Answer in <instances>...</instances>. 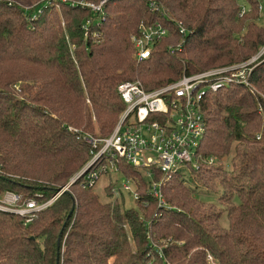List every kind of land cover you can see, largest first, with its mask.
Listing matches in <instances>:
<instances>
[{"label": "trees", "instance_id": "1", "mask_svg": "<svg viewBox=\"0 0 264 264\" xmlns=\"http://www.w3.org/2000/svg\"><path fill=\"white\" fill-rule=\"evenodd\" d=\"M42 1L0 0V196L13 191L21 201L49 199L87 161L83 135L112 131L125 106L121 81L150 90L264 46V0H152L158 10L149 0H107L102 14ZM140 23L168 34L138 61L131 35ZM250 80L264 91V55ZM202 115L197 152L214 161L188 173L153 169L166 205L150 191L146 168L119 157L135 207L111 181L108 201L76 181L29 221L0 208V264H212L208 255L264 264V99L232 83L205 94Z\"/></svg>", "mask_w": 264, "mask_h": 264}, {"label": "built area", "instance_id": "2", "mask_svg": "<svg viewBox=\"0 0 264 264\" xmlns=\"http://www.w3.org/2000/svg\"><path fill=\"white\" fill-rule=\"evenodd\" d=\"M50 1H71L73 6L89 8L93 13L102 14L107 0H43L41 3L46 5ZM149 5L151 10L160 9L152 0H149ZM37 11L41 12L40 8ZM88 23L82 24L85 35ZM178 25L180 33L185 34V28L180 23ZM167 34L168 29L159 23H140L137 33L131 35L136 60L148 58L152 46ZM263 55L264 46L241 62L183 74L174 81L150 90L144 88L138 79L121 81L117 89L125 106L118 120L106 136L83 135L89 144L90 157L69 181L44 201L35 198L21 201L17 193L5 191L0 196V208L13 211L29 221L33 211L49 205L76 181L82 187H92L104 173L122 175L117 162L119 157L135 167L146 168V176L153 179L150 191L157 197L159 205H166L160 180L153 178V169L170 175L183 166L196 168L201 162L214 161L213 157H203L197 152L198 143L205 132L203 98L210 91L241 83L264 99V91L250 80ZM125 179L134 183L132 178ZM123 185L129 187L126 183ZM134 196H137L135 189ZM208 258L212 264H218L211 255Z\"/></svg>", "mask_w": 264, "mask_h": 264}, {"label": "rangeland", "instance_id": "3", "mask_svg": "<svg viewBox=\"0 0 264 264\" xmlns=\"http://www.w3.org/2000/svg\"><path fill=\"white\" fill-rule=\"evenodd\" d=\"M87 1H93V0H87ZM241 3L243 0H239ZM119 118V117H118ZM91 134V133H90ZM222 164L226 165L227 167H230V164H229V160L224 156L222 158ZM187 168L186 171L187 173L189 172V168L188 167H185ZM186 173V174H187ZM110 173H104L102 174L98 180L96 181V183L94 184L93 186V189L94 191H96L98 193V195L100 196V198L103 200V201H108L110 198L106 195L105 191H104V187H105V184L109 181H111L113 184V192H114V195L115 196H120V194L124 197V202H125V206L126 207H135L136 206V203H135V199H134V189H135V185L133 183V181L131 180H127L125 179V177L121 174H116L114 177L110 179H108ZM113 175V174H111ZM114 180V182H113ZM197 183H200L199 181H196ZM124 183L128 184V188L124 187ZM188 183L192 186H194V183L192 182H189ZM204 189V187H203ZM202 192H205V191H202ZM200 192L201 196H205V195H209V194H206L205 193H202ZM210 198L209 199H212L216 197V194L213 196H209ZM220 222H221V225L223 227H228L229 225V220H228V217L226 214H223L221 219H220ZM115 256H112L110 258V263H112L113 259H114Z\"/></svg>", "mask_w": 264, "mask_h": 264}, {"label": "water", "instance_id": "4", "mask_svg": "<svg viewBox=\"0 0 264 264\" xmlns=\"http://www.w3.org/2000/svg\"><path fill=\"white\" fill-rule=\"evenodd\" d=\"M56 264H59L58 262Z\"/></svg>", "mask_w": 264, "mask_h": 264}]
</instances>
